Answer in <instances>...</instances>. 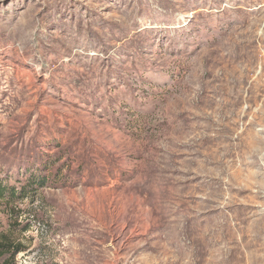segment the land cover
Instances as JSON below:
<instances>
[{"label": "rangeland", "instance_id": "rangeland-1", "mask_svg": "<svg viewBox=\"0 0 264 264\" xmlns=\"http://www.w3.org/2000/svg\"><path fill=\"white\" fill-rule=\"evenodd\" d=\"M0 179L15 264H264V0H0Z\"/></svg>", "mask_w": 264, "mask_h": 264}, {"label": "trees", "instance_id": "trees-1", "mask_svg": "<svg viewBox=\"0 0 264 264\" xmlns=\"http://www.w3.org/2000/svg\"><path fill=\"white\" fill-rule=\"evenodd\" d=\"M26 182L28 185H31V188L35 184H41L39 179L31 176L28 177ZM31 188H28L26 185L20 186L19 188H13L11 185L0 179V199L6 198L12 201V199H16L18 196H25L28 194ZM12 210L14 209H11V212H13ZM16 212L17 211L14 210V213ZM17 226L21 225L17 224ZM27 227H30V225H27ZM21 250H23V247L20 243H15L7 233H0V264H15V256Z\"/></svg>", "mask_w": 264, "mask_h": 264}, {"label": "bare ground", "instance_id": "bare-ground-1", "mask_svg": "<svg viewBox=\"0 0 264 264\" xmlns=\"http://www.w3.org/2000/svg\"><path fill=\"white\" fill-rule=\"evenodd\" d=\"M254 26H256V23L255 24H253Z\"/></svg>", "mask_w": 264, "mask_h": 264}]
</instances>
